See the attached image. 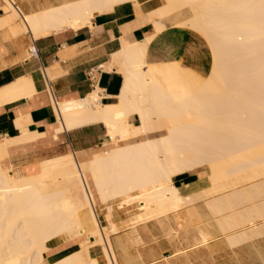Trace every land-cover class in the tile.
Masks as SVG:
<instances>
[{
    "label": "bare ground",
    "instance_id": "obj_1",
    "mask_svg": "<svg viewBox=\"0 0 264 264\" xmlns=\"http://www.w3.org/2000/svg\"><path fill=\"white\" fill-rule=\"evenodd\" d=\"M125 3L148 16L156 31L163 18L189 10L174 26L207 43L209 70L200 74L180 60L148 61L152 34L123 41L112 53L123 73L114 101L101 102L98 86L77 99L49 97L54 137L100 122L109 138L101 144L106 149L81 160L73 152L44 158L34 173L13 174L8 166L14 146L44 135L17 121L20 134L0 138V264H101L91 254L95 247L105 264H156L161 251L145 248L139 231L149 222L166 225L170 242H177L181 227L183 239L191 237L188 246L174 244L162 253V264H194L218 234L230 249L264 235V201L254 203L264 196V0H161L146 13L138 0H2L0 54L6 45L21 46L24 36L28 49L22 55L28 56L36 38L92 27L95 15ZM31 90L22 77L0 88V99ZM185 172L204 175L208 185L181 193L173 177ZM59 181L76 184L65 188ZM198 200L206 213L195 208ZM117 212L126 213L118 223ZM60 242H76L77 248L47 260L46 252ZM254 264H264V257Z\"/></svg>",
    "mask_w": 264,
    "mask_h": 264
},
{
    "label": "crops",
    "instance_id": "obj_2",
    "mask_svg": "<svg viewBox=\"0 0 264 264\" xmlns=\"http://www.w3.org/2000/svg\"><path fill=\"white\" fill-rule=\"evenodd\" d=\"M138 2L143 13L160 5L156 0ZM147 17L144 14L137 15L132 3H125L95 15L92 27L64 28L36 38L33 41L35 51L31 50L28 56L22 55V51L28 49L26 37H22L21 46L16 42L6 45L7 50L0 54V88L25 77L32 90L30 95L0 99V138L19 135L21 130L17 121L30 132L44 133L32 142L14 146L8 157L9 164L21 173H34L39 170L41 159L73 152L81 160L91 156L94 147H103L102 142L109 138L100 122L63 130L54 137L52 125L56 117L52 99L64 101L81 98L98 86L101 102L114 101L122 86L123 73L116 71L120 65L112 60V53L121 49L123 41H141L152 34L146 49L148 61L180 60L182 65L200 74L208 72L211 62L209 48L201 36L185 27L174 26L179 21L176 15L163 18L165 28L158 31ZM89 70L91 76H88ZM131 120L137 123L136 116H132ZM173 183L184 193H192L206 187L208 180L197 172H185L174 176ZM257 199L254 201L256 204L264 201V196ZM195 208L207 212L202 200L195 203ZM260 220L264 222V218ZM262 236L248 238L247 241L232 245L233 248L230 246V249L224 234H218L209 239L208 247L201 251L209 248L217 257L232 256L236 251L243 258L264 256ZM186 239L190 240V235ZM254 243L256 245L253 248ZM76 248V242H60L46 252L47 260ZM165 252L162 251L163 254Z\"/></svg>",
    "mask_w": 264,
    "mask_h": 264
},
{
    "label": "rangeland",
    "instance_id": "obj_3",
    "mask_svg": "<svg viewBox=\"0 0 264 264\" xmlns=\"http://www.w3.org/2000/svg\"><path fill=\"white\" fill-rule=\"evenodd\" d=\"M157 1V3H161V0H156ZM2 11H0V13H1ZM190 15V11L189 10H185L184 12H182V13H180V14H177L176 15V18L178 19V20H182V19H184V18H186V17H188ZM120 143H122V142H120ZM107 147V146H106ZM106 147L104 146V147H94L91 151H92V154H93V152H95V151H100V150H103V149H106ZM92 154H91V156H92ZM75 155V154H74ZM75 157H76V155H75ZM90 157V156H89ZM77 158V157H76ZM78 159V158H77ZM78 160H80V159H78ZM8 166H9V168H10V171L13 173V174H22L20 171H18V170H16L15 169V167L14 166H12L11 164H9L8 163ZM76 184V182L75 181H73L71 184L70 183H67V182H63V181H59V185L61 186V187H65V188H68V186H70V185H75ZM179 188V187H178ZM179 190H180V192L181 193H184L180 188H179ZM136 209V207H132L130 210L131 211H134ZM118 215V216H117ZM118 217H126V213H122V212H117V214L115 215V219H116V222L118 223V222H120L121 220H120V218H118ZM99 219H100V222L102 223V224H105V220H104V217L103 216H101V214L99 215ZM147 225V227H145L146 228V230H145V228H142L143 230H145L146 232H143L142 233V231L143 230H141V228L139 229V231H140V234L141 235H143L142 237L145 239V244H146V246H145V248H148V247H154L156 250H157V253H159L160 254V251H161V256L160 255H158L157 256V259H158V261L156 262V264H162L163 262H165V259H164V257L162 256L163 254H162V251L163 250H166V252L164 253V255L166 254H168V252L170 251V250H172L173 249V247H174V244H175V246L177 245H179L178 247H184V246H188L189 245V242L187 241V240H184L183 239V237H184V230H183V228L181 227L180 228V234L176 237V240H177V242H170V241H168V239H165V233H164V229H165V227H166V225L164 226V227H162V226H160L158 223H153V222H149V223H147L146 224ZM175 225H177V224H175ZM148 231H149V233H151V235H149V234H147L148 233ZM162 231V232H161ZM147 236V237H146ZM146 237V238H145ZM152 237H153V239H152ZM182 237V238H181ZM148 238H150V240H152V241H150ZM180 241V242H179ZM150 242H151V244H150ZM155 242V243H154ZM167 242H169V244H166ZM182 242V243H181ZM180 243V244H179ZM171 244V245H170ZM158 245V246H157ZM170 246H173L172 248L170 247ZM160 249H159V248ZM163 247V248H162ZM158 248V249H157ZM258 252V251H257ZM91 254L92 255H97L99 258H100V261H101V264H105V262H104V260H103V258H102V256H101V252H100V248L99 247H95V248H92L91 249ZM200 254H201V256L200 257H197L198 259H195V260H193V261H196V260H198V261H196L195 263L196 264H201L202 263V260H203V258H204V261L203 262H205V263H203V264H254L255 262H257L258 261V258L260 257V256H258V257H254V258H243V257H241V256H238L237 254H236V252L234 253V255L233 256H226V257H217V256H214L213 255V252L211 251V250H209V248L208 249H205L204 251H200ZM209 255V256H208ZM211 256V257H210ZM160 257V258H159ZM194 257V256H193ZM203 257V258H202ZM216 257V259H214ZM264 257V256H263ZM163 258V259H162ZM202 258V259H201ZM157 259H155V260H157ZM212 259V260H211ZM229 259V260H228ZM162 260V261H161ZM212 262H211V261ZM236 262H235V261ZM201 261V262H200ZM252 261H254V262H252ZM200 262V263H199ZM231 262H233V263H231ZM194 263V264H195Z\"/></svg>",
    "mask_w": 264,
    "mask_h": 264
},
{
    "label": "built area",
    "instance_id": "obj_4",
    "mask_svg": "<svg viewBox=\"0 0 264 264\" xmlns=\"http://www.w3.org/2000/svg\"><path fill=\"white\" fill-rule=\"evenodd\" d=\"M88 76H91V70H89V72H88Z\"/></svg>",
    "mask_w": 264,
    "mask_h": 264
}]
</instances>
